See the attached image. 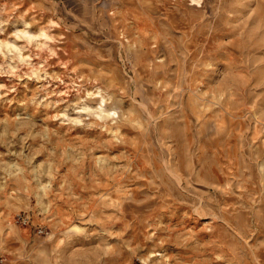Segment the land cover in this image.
<instances>
[{
  "label": "rangeland",
  "instance_id": "1",
  "mask_svg": "<svg viewBox=\"0 0 264 264\" xmlns=\"http://www.w3.org/2000/svg\"><path fill=\"white\" fill-rule=\"evenodd\" d=\"M0 264H264V0H0Z\"/></svg>",
  "mask_w": 264,
  "mask_h": 264
},
{
  "label": "built area",
  "instance_id": "2",
  "mask_svg": "<svg viewBox=\"0 0 264 264\" xmlns=\"http://www.w3.org/2000/svg\"><path fill=\"white\" fill-rule=\"evenodd\" d=\"M16 222L27 226L29 224V216H19ZM42 232L43 230H39V233H42Z\"/></svg>",
  "mask_w": 264,
  "mask_h": 264
}]
</instances>
